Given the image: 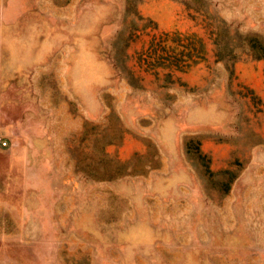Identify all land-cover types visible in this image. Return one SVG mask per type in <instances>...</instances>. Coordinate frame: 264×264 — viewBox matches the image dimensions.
Listing matches in <instances>:
<instances>
[{"label":"rangeland","instance_id":"rangeland-1","mask_svg":"<svg viewBox=\"0 0 264 264\" xmlns=\"http://www.w3.org/2000/svg\"><path fill=\"white\" fill-rule=\"evenodd\" d=\"M0 264H264V0H0Z\"/></svg>","mask_w":264,"mask_h":264},{"label":"trees","instance_id":"trees-1","mask_svg":"<svg viewBox=\"0 0 264 264\" xmlns=\"http://www.w3.org/2000/svg\"><path fill=\"white\" fill-rule=\"evenodd\" d=\"M185 37H188V48L187 50L185 51V60L184 62H182V64H186L188 63V60H190L191 62L192 61H195L196 59H200L202 56H201V49H200V44H199V41L196 40L195 38H193L192 36H185ZM247 43L250 47V49L253 51L256 50H259V51H263V47L260 46V45H255V44H252L251 42H249V39L247 40ZM216 44L218 45V49H216V54L218 53V55H221V47L220 45L218 44V42H216ZM225 47V46H224ZM227 53L228 54H231V48H228L227 49ZM149 56V54H148ZM194 57V58H192ZM157 56H153L152 59H156ZM174 65L178 66V64L174 63ZM127 73L130 75V79H133V75L131 74V72H129V70L127 69L126 70Z\"/></svg>","mask_w":264,"mask_h":264}]
</instances>
